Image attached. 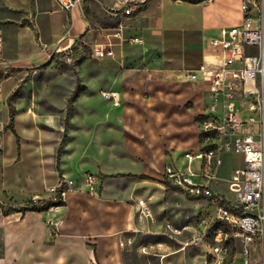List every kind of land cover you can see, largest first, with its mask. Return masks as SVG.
<instances>
[{
    "label": "crops",
    "instance_id": "obj_1",
    "mask_svg": "<svg viewBox=\"0 0 264 264\" xmlns=\"http://www.w3.org/2000/svg\"><path fill=\"white\" fill-rule=\"evenodd\" d=\"M143 1L101 0L99 5L109 8L106 15H100L107 19L108 28L94 30L98 42L123 17L125 2L132 5ZM160 4L155 28L149 27L146 19L137 26L141 12L125 17L130 21V30L124 25V35L142 36L148 42L139 53H130V67L120 72L110 86L119 93L120 104L111 105L115 113L104 125L119 132V142L103 144L99 140V149L92 150L94 144L84 140L80 143L79 129L84 124L72 119L65 135L54 117V104L47 102L42 91L26 88L47 74L43 67L51 66L43 49L63 52L76 41L83 42L99 25V19L91 16V6L87 13L85 0H77L70 12L61 11L54 0H0L2 56L7 66L0 82V203L19 209L33 200H52L54 195L48 188L59 178L74 181L73 188L64 191L62 206L44 212L10 211L0 216V264H133L130 250L143 253V246L147 250L149 236L161 226L136 219L134 204L140 197L135 196L154 194L141 191L135 195L134 186L143 187L139 177L156 176L166 181L167 164L179 169L185 165L184 153L202 147L200 126L210 100L208 84L187 78L184 71L200 63L211 65L214 59L204 45L217 32L192 50L189 66H183L185 57L181 56V63L178 54H167L162 38L166 19L161 8L173 6L166 1ZM204 5L213 6L214 0ZM197 54L201 61L192 66ZM238 158L236 169L243 167L241 156ZM112 162L126 167L112 170L107 165ZM84 172L98 176L93 192L82 180ZM207 184L224 192L238 187L216 176ZM125 234L133 237V244L121 248L118 243ZM161 249L165 252L161 255L167 257L184 251ZM263 250L264 240L253 247V261L263 256ZM160 261L162 264L163 259ZM176 264L205 262L190 252Z\"/></svg>",
    "mask_w": 264,
    "mask_h": 264
},
{
    "label": "built area",
    "instance_id": "obj_2",
    "mask_svg": "<svg viewBox=\"0 0 264 264\" xmlns=\"http://www.w3.org/2000/svg\"><path fill=\"white\" fill-rule=\"evenodd\" d=\"M54 1L61 11L70 12L77 0ZM238 3L241 14L238 23H220L216 34L204 45L216 64L200 63L184 71L187 78L208 84L210 100L200 126L202 147L184 153L183 169L169 164L164 168L167 182L193 196L204 197L214 210L209 223L201 220L198 224L202 232L180 247V250L186 246L201 248L205 264H264V250L263 256L253 261V247L264 240V0H238ZM131 6L124 3L123 17L131 16ZM122 24L116 23L105 39L95 44L93 51L97 58L113 59L116 46L142 44L140 37H126ZM2 52L0 35V82L7 74ZM71 52L72 47L63 52L42 50L50 60L63 55L67 64L71 63ZM100 96L113 107L120 104L116 90H102ZM225 152L237 154L243 161V167L232 174V182L238 187L227 192L214 190L207 184L222 165ZM82 180L88 191L93 192L98 176L84 172ZM73 186L72 179L61 177L48 191L54 200L62 199L64 191ZM4 212L5 206L0 203V216ZM134 214L139 221H155L145 198L136 199ZM163 228V234L169 237L188 231V227L168 220ZM118 244L121 248L131 247L133 237L125 234ZM141 250L147 253L145 246Z\"/></svg>",
    "mask_w": 264,
    "mask_h": 264
},
{
    "label": "rangeland",
    "instance_id": "obj_3",
    "mask_svg": "<svg viewBox=\"0 0 264 264\" xmlns=\"http://www.w3.org/2000/svg\"><path fill=\"white\" fill-rule=\"evenodd\" d=\"M100 1L85 0L87 13H89L91 6L90 14L92 13L93 18L99 19V25L94 26L91 35L83 42L76 41L73 44L71 63H65L62 60L63 55L58 56L55 60L49 61L48 65H51L49 69L42 68L47 74L29 83L26 88L31 91H42L46 100L48 99L47 102L54 104L52 106L57 111L54 117L61 125V130L65 135L68 133L72 119L84 124V128L79 129L82 136L80 143L84 140L94 144L92 150L99 149L96 144L99 140L103 144H110L111 141L114 142L115 140L119 142V132L105 126L107 122H111V113H115V108H112L109 102L102 101L100 92L110 89L116 76L130 67L131 54L142 51L148 42L147 38L138 36L142 39V44L116 46L113 59L97 58L93 48L96 42L99 43V37L94 30L101 27L108 28L107 19L101 18L100 15H106L107 10H109L105 5L101 7ZM160 1H166L173 6L161 8L160 11L166 19L162 38L167 54H178L181 63V56L183 55L185 61L182 65L186 67L190 64L188 57L192 56L191 51L213 35L212 33L216 31L220 23L225 25L238 23L237 21L241 16L237 0H214L213 6L204 5V3H210L208 0H144L143 2L132 3V9L135 10L132 14L136 15V13L141 12L139 19L136 20L137 26L142 25L146 19L148 26L155 28L154 21H158L157 14L161 5ZM87 3H91V5H87ZM116 6L115 8H120V5ZM138 6H140V10H137ZM118 22L123 23L124 28V25H127L128 28L130 21L128 18L122 17L115 23ZM155 36L158 37L160 34L156 33ZM198 59L197 54L192 66L199 64L201 60ZM210 63L215 65L216 61L211 60ZM238 160L237 154L223 153L222 165L216 171L215 176L232 181V174L236 169ZM120 161L124 162L123 160ZM107 165L112 170L125 169L126 167L125 164L117 162ZM183 166L184 164L180 165L181 168L179 169H183ZM138 180L143 187L135 185V195L141 191H150L154 195H137L135 197L148 200L152 215L155 218L154 222L161 227L157 226L154 229L156 232L154 231L155 233L149 236L150 245L147 247V252L151 255H144L138 249H133L130 250V261L133 264H161L160 258L157 257V255L165 253L161 248L166 247L167 252L179 250L181 245L196 236L198 232H202V228L198 224L201 220L209 223L214 210L204 197L193 196L186 190L178 189L164 181L162 177H139ZM166 220L179 226H186L188 231H184L178 237L164 235L163 226ZM190 252L196 256L197 260H204L201 248L186 246L184 251L164 258L162 264H176L178 261L185 260Z\"/></svg>",
    "mask_w": 264,
    "mask_h": 264
},
{
    "label": "trees",
    "instance_id": "obj_4",
    "mask_svg": "<svg viewBox=\"0 0 264 264\" xmlns=\"http://www.w3.org/2000/svg\"><path fill=\"white\" fill-rule=\"evenodd\" d=\"M64 205V202L62 199H52L47 200L39 203H32L30 202L27 206L21 207L19 209L11 208V207H5V212L8 213L9 211H21V212H44L48 211L52 207H58Z\"/></svg>",
    "mask_w": 264,
    "mask_h": 264
},
{
    "label": "bare ground",
    "instance_id": "obj_5",
    "mask_svg": "<svg viewBox=\"0 0 264 264\" xmlns=\"http://www.w3.org/2000/svg\"><path fill=\"white\" fill-rule=\"evenodd\" d=\"M174 253H176V252H173V253H171V254H174ZM170 254V255H171ZM159 258H162V259H164V258H166L167 257V254L166 255H157Z\"/></svg>",
    "mask_w": 264,
    "mask_h": 264
}]
</instances>
